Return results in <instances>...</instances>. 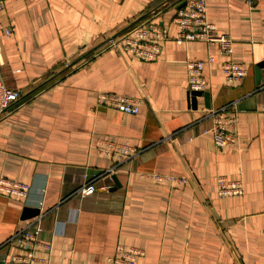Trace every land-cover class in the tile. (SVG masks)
<instances>
[{"label": "crops", "instance_id": "1", "mask_svg": "<svg viewBox=\"0 0 264 264\" xmlns=\"http://www.w3.org/2000/svg\"><path fill=\"white\" fill-rule=\"evenodd\" d=\"M205 1L216 32L234 40L240 81H225L216 46L172 39L183 0H0V81L20 93L0 118V176L29 186L25 198L0 194V264L24 253L13 236L38 214L50 248L34 255L52 264H110L119 245L142 250L136 264H264V0ZM149 24L169 33L158 60L108 47ZM190 60L205 62L208 81L194 105ZM98 92L139 110L102 106ZM226 104L236 144L218 148L209 112ZM108 143L136 154L117 161L98 152ZM219 175L243 193L219 197ZM89 180L96 191L76 194Z\"/></svg>", "mask_w": 264, "mask_h": 264}, {"label": "built area", "instance_id": "2", "mask_svg": "<svg viewBox=\"0 0 264 264\" xmlns=\"http://www.w3.org/2000/svg\"><path fill=\"white\" fill-rule=\"evenodd\" d=\"M183 3L184 5L177 8L172 18V22L177 28L172 39L177 44L199 40L210 46H216L224 56L222 73L225 81L229 83L240 81L246 74V68L232 57L234 40L227 33H217L215 24L208 19L206 1L183 0ZM10 34L11 30L5 28L4 35L9 36ZM167 39H169V33L166 27L149 24L138 26L129 32L110 38L108 47L116 48L141 60L156 61L162 51V42ZM214 60L213 56H209L207 63H212ZM204 64L205 62L201 60L186 62L189 95L192 91L205 90L208 85V81L203 75ZM19 97L18 90L8 88L0 81V118L7 115L10 107ZM97 102L102 106L116 108L127 114H136L139 110L137 100L115 93L98 92ZM209 116L212 118L211 130L215 146L218 148L234 146L236 144V111L234 105L226 104L211 110ZM98 152L117 161H122L134 156L136 149L126 143H108L106 147H99ZM107 176H112L110 171ZM153 177L156 179L166 178L173 182H186V179L182 177L154 174ZM216 185L219 197L237 196L243 193L241 180H227L224 175H219L216 178ZM96 189V183L89 180L82 184L75 193L79 196H87L93 194ZM28 192L29 186L27 184L0 176V194L25 198ZM42 216V214H38L32 219L26 218L21 221L13 238L20 243L24 253L12 256L5 264H52L44 258L34 255L36 246L46 251L50 248L48 243L40 241L43 230ZM140 253L142 250L139 248H125L119 245L114 254L108 258V262L110 264H136V258Z\"/></svg>", "mask_w": 264, "mask_h": 264}, {"label": "water", "instance_id": "3", "mask_svg": "<svg viewBox=\"0 0 264 264\" xmlns=\"http://www.w3.org/2000/svg\"><path fill=\"white\" fill-rule=\"evenodd\" d=\"M182 5H184V3L181 4L180 6H182ZM262 67H264V60L258 62L257 65L255 66V73H256L257 83H258V81L260 80V77H261V68ZM203 93H204L203 91H192L190 93V95H189L191 104L194 105L195 104V100H196V96H198L200 94H203ZM204 95L207 96V93L205 92ZM111 178L114 181V184H115L114 186H119L118 181L115 178V176H111ZM23 218L26 219L27 217H23Z\"/></svg>", "mask_w": 264, "mask_h": 264}]
</instances>
